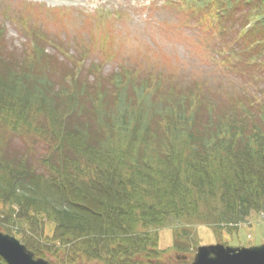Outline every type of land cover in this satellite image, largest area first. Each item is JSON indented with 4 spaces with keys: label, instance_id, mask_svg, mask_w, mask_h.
Wrapping results in <instances>:
<instances>
[{
    "label": "trees",
    "instance_id": "16d2710c",
    "mask_svg": "<svg viewBox=\"0 0 264 264\" xmlns=\"http://www.w3.org/2000/svg\"><path fill=\"white\" fill-rule=\"evenodd\" d=\"M185 1L221 22L246 7L228 54L257 78L264 0ZM28 48L14 57L0 29V232L35 258L162 264L163 230L219 236L264 217V103L224 114L196 84L123 70L90 82L37 39Z\"/></svg>",
    "mask_w": 264,
    "mask_h": 264
},
{
    "label": "rangeland",
    "instance_id": "374dc122",
    "mask_svg": "<svg viewBox=\"0 0 264 264\" xmlns=\"http://www.w3.org/2000/svg\"><path fill=\"white\" fill-rule=\"evenodd\" d=\"M185 4V0H0V29L14 57L29 52L28 44L35 38L60 65L75 62L79 79L93 82L119 70L160 74L165 84H196L205 101L224 114L233 99L264 103V65L257 67L254 79L228 54L240 42L234 40L235 33L245 30L241 17L246 7H235L221 22L225 16L217 13L213 19L203 9ZM94 66L100 71L93 72ZM38 153L44 154L42 147ZM186 231L179 240L171 230L160 232L162 264H189L200 246H261L264 217L252 214L234 233L219 236L205 227ZM177 257L186 259L179 262Z\"/></svg>",
    "mask_w": 264,
    "mask_h": 264
},
{
    "label": "water",
    "instance_id": "95a60500",
    "mask_svg": "<svg viewBox=\"0 0 264 264\" xmlns=\"http://www.w3.org/2000/svg\"><path fill=\"white\" fill-rule=\"evenodd\" d=\"M0 264H52L35 258L16 238L0 232ZM191 264H264V244L240 248L221 244L200 246Z\"/></svg>",
    "mask_w": 264,
    "mask_h": 264
},
{
    "label": "flooded vegetation",
    "instance_id": "af4514ba",
    "mask_svg": "<svg viewBox=\"0 0 264 264\" xmlns=\"http://www.w3.org/2000/svg\"><path fill=\"white\" fill-rule=\"evenodd\" d=\"M176 259H177V260L180 262V260H179V259H183V260H184V259H186V258H185V257H177ZM192 261H193V258H192ZM192 261H191L189 264H191V263H192Z\"/></svg>",
    "mask_w": 264,
    "mask_h": 264
}]
</instances>
